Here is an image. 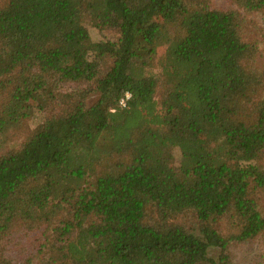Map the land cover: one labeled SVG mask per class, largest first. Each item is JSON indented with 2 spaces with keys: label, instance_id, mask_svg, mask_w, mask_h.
<instances>
[{
  "label": "trees",
  "instance_id": "trees-1",
  "mask_svg": "<svg viewBox=\"0 0 264 264\" xmlns=\"http://www.w3.org/2000/svg\"><path fill=\"white\" fill-rule=\"evenodd\" d=\"M251 27L219 0H6L0 134L47 115L0 156V264H234L251 242L264 264Z\"/></svg>",
  "mask_w": 264,
  "mask_h": 264
},
{
  "label": "rangeland",
  "instance_id": "rangeland-1",
  "mask_svg": "<svg viewBox=\"0 0 264 264\" xmlns=\"http://www.w3.org/2000/svg\"><path fill=\"white\" fill-rule=\"evenodd\" d=\"M6 2V0H0V7ZM221 6H229L232 9L238 10L249 21L250 28L249 40L254 44L257 42V62L258 68H264V14L257 12H247L242 8H238L232 4L229 0H219ZM91 39L95 42L115 40L117 35L114 31L101 30L94 21V24H87L86 28ZM47 113L42 111H35V113L24 123L17 127L8 128L6 131L0 134V156L14 149L19 148L30 134L41 124ZM175 163L173 166H178L180 163V152L178 149L173 151ZM262 202L264 204V195H262ZM256 242L244 244L240 247L232 248V255L234 264H259V250L255 247Z\"/></svg>",
  "mask_w": 264,
  "mask_h": 264
},
{
  "label": "built area",
  "instance_id": "built-area-1",
  "mask_svg": "<svg viewBox=\"0 0 264 264\" xmlns=\"http://www.w3.org/2000/svg\"><path fill=\"white\" fill-rule=\"evenodd\" d=\"M129 96H130V95L127 94V95H126V98H129ZM121 104H122V105H125V100H122V101H121Z\"/></svg>",
  "mask_w": 264,
  "mask_h": 264
}]
</instances>
